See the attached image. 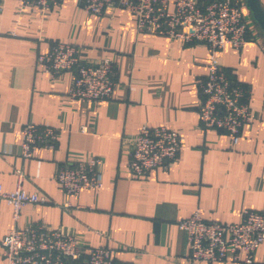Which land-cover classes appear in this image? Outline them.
<instances>
[{"label":"crops","instance_id":"obj_1","mask_svg":"<svg viewBox=\"0 0 264 264\" xmlns=\"http://www.w3.org/2000/svg\"><path fill=\"white\" fill-rule=\"evenodd\" d=\"M243 12L247 43L239 51L225 46L216 53L227 77L250 92L252 121L232 145L223 132L203 131L197 120L199 83L210 61L204 45L139 33L122 8L96 16L77 0L44 12L0 0V186L14 191L20 173L21 187L46 200L23 207L16 222L0 201V241L14 227L42 225L73 236L87 252L109 248L119 264H208L188 260L179 221L195 211L211 223H239L245 209L264 215V33L245 7ZM53 43L76 44L81 60L91 64L111 57L112 97L70 101L72 74L52 78L37 64ZM27 123L56 129L54 149L39 148L22 159ZM143 126L177 131L183 141L168 167L135 177L129 151ZM85 155L103 160V188L70 197V207H63L56 168ZM253 264H264V244Z\"/></svg>","mask_w":264,"mask_h":264},{"label":"built area","instance_id":"obj_2","mask_svg":"<svg viewBox=\"0 0 264 264\" xmlns=\"http://www.w3.org/2000/svg\"><path fill=\"white\" fill-rule=\"evenodd\" d=\"M23 6L37 7L44 12L57 7L63 0H18ZM90 15L122 8L133 16L137 32L168 39H180L185 44L204 45L209 52L208 74L199 83L202 98L197 120L205 132H223L232 145L239 141L242 128L250 124L249 89L230 80L216 58V53L230 46L241 50L249 39L247 19L240 0H77ZM76 44L53 43L37 64L52 78L63 72L72 74L67 98L70 101L97 103L112 97L116 86L114 62L104 57L99 63L83 62ZM19 156L30 159L36 149H54L58 134L48 124L27 123L21 130ZM182 136L166 127H141L129 151L128 169L135 177H143L158 168H166L177 158ZM103 160L95 156H80L59 164L54 179L69 199L86 190L99 192L103 188L100 168ZM5 192L0 186V201L12 209V218L19 219L23 207L45 203L37 193L21 187ZM185 235L187 258L198 263L253 264L254 255L264 244V215L245 209L239 223L206 222L198 211L179 221ZM0 258L5 264H119L112 251L104 246L80 247L75 238L54 228L31 225L12 228L0 241Z\"/></svg>","mask_w":264,"mask_h":264},{"label":"water","instance_id":"obj_3","mask_svg":"<svg viewBox=\"0 0 264 264\" xmlns=\"http://www.w3.org/2000/svg\"><path fill=\"white\" fill-rule=\"evenodd\" d=\"M245 8L250 13V18L258 25L264 33V11L259 0H245Z\"/></svg>","mask_w":264,"mask_h":264},{"label":"trees","instance_id":"obj_4","mask_svg":"<svg viewBox=\"0 0 264 264\" xmlns=\"http://www.w3.org/2000/svg\"><path fill=\"white\" fill-rule=\"evenodd\" d=\"M244 7H245V4H244ZM249 15H250V13H249Z\"/></svg>","mask_w":264,"mask_h":264}]
</instances>
